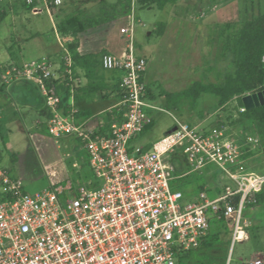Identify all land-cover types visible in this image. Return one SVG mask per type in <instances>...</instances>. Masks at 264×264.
<instances>
[{
    "label": "built area",
    "instance_id": "obj_1",
    "mask_svg": "<svg viewBox=\"0 0 264 264\" xmlns=\"http://www.w3.org/2000/svg\"><path fill=\"white\" fill-rule=\"evenodd\" d=\"M43 1L52 13L67 0ZM121 33L130 39L126 53H104L101 66L122 73L123 96L116 107L122 119L113 120L101 136L79 122L74 109L65 114L61 107L58 70L63 66L72 80L75 63L65 43L57 59L3 65L4 83L37 86L49 110L51 135L71 133L84 143L96 178L92 186L66 182L28 193L2 166L0 148V264H179L207 239L212 220L221 217L235 216L233 241L245 237L250 223L243 212L258 201L264 174L248 169L244 153L261 145V138L233 137L230 124L201 129L176 118L174 131L153 146H136L152 123L148 109L155 106L145 80L148 59L135 51L134 22ZM173 158L189 170L179 171ZM211 166L229 179L219 180L212 194L207 185L188 196L175 187L176 179Z\"/></svg>",
    "mask_w": 264,
    "mask_h": 264
},
{
    "label": "rangeland",
    "instance_id": "obj_2",
    "mask_svg": "<svg viewBox=\"0 0 264 264\" xmlns=\"http://www.w3.org/2000/svg\"><path fill=\"white\" fill-rule=\"evenodd\" d=\"M38 2L36 0L31 8L26 0H1V7L7 10L8 16L0 22V60H8L10 54L11 60L22 64L54 55L58 48L62 51L58 43L57 23L66 15L79 11L90 17L99 16L103 8H106L110 20L100 24L96 33L82 37L83 50L90 47L98 53L105 48L120 56L126 52L130 40L122 36L121 28L130 27L134 22L135 51L138 56L148 59L146 82L151 86V101L155 106L148 109L153 123L135 140L136 146H153L174 131L176 118L201 129H210L216 126L218 114L224 120L230 114L239 117L236 97L231 99L226 112L216 114L219 108L217 98L210 93L201 94L196 101L182 99L175 107L168 102L163 91L179 93L195 81L217 82L223 74L231 71L232 54L226 48L227 43L232 42L249 15L264 12V0H181L163 10L156 6L142 8L135 0L126 13H120L119 5L114 9L118 0H106V6L101 0H67L52 13L43 0ZM161 22L166 26L163 34L159 35L155 30ZM79 77H82L80 72ZM16 83L24 84L17 81L11 85L16 86ZM7 86L10 85L4 83L0 75V88L5 90L0 91V136L2 140L4 138L0 141L2 166L21 179L28 193L66 182L75 188L94 185L96 175L84 143L71 133L57 137L46 132L47 108L39 106L43 97L29 91L25 96L19 94L17 98H9ZM105 93L107 96L101 100L106 103L98 105L97 117L101 115L104 118L105 113H113L118 107L119 100L112 97L110 91ZM254 125L242 121L229 131L233 137L245 138L256 135ZM260 160L254 157L246 166L253 172L264 174ZM172 161L179 171L189 170L181 160L173 158ZM215 171V166H211L202 173L192 172L176 179L174 185L187 196L208 185V193L212 194L219 186V180L224 178ZM257 205L244 209L243 217L251 224L246 227L243 239L233 241L235 216L228 220L226 234L223 235L228 241L225 264H250L256 258H261L264 264V201ZM255 209L262 212L261 215H256ZM193 251L207 257L214 253L203 247ZM199 260L191 256L184 264L206 262V259ZM207 262L211 264L209 260Z\"/></svg>",
    "mask_w": 264,
    "mask_h": 264
},
{
    "label": "trees",
    "instance_id": "obj_3",
    "mask_svg": "<svg viewBox=\"0 0 264 264\" xmlns=\"http://www.w3.org/2000/svg\"><path fill=\"white\" fill-rule=\"evenodd\" d=\"M138 4L144 8L147 6H156L158 9H165L169 4H177L181 0H136ZM133 0H118V4L114 6H121L120 13H126L130 10ZM36 1L32 4H26L33 8ZM103 6H106V0H101ZM103 13L99 16L90 17L85 12L79 11L66 15L56 25L57 32L62 35L65 39L64 43L69 48L74 59V69L77 72V68H81L85 72L87 84L79 87L77 93V100H80V94H92L98 93L105 89L104 84V69L101 66V55L105 53L102 51L100 54L88 53L82 54L79 52V36L88 32L91 29L98 28L103 22L110 20L106 8H103ZM8 16L7 10L1 7L0 0V22H2ZM166 24L161 22L157 25L156 32L161 35L164 32ZM227 49L232 54V65L233 69L225 74L223 78L217 82H204L195 81L187 89L179 93H170L163 91L168 97V102L173 104L175 107L178 106V102L182 99H189L196 101L198 97L203 93H210L217 98V103L222 107L221 111L226 112L229 101L234 97L238 98L237 111L239 117L235 118L232 114L228 115L224 120L223 117L218 114L216 119V126L220 127L226 124L231 126L236 125L239 122H252L256 130V135L261 138L262 144H264V105L255 107L253 109H246L241 111L240 107H245L243 103V96L247 93L264 90V12L259 15H249L242 23V27L239 33L232 39L231 43H227ZM15 63V62H14ZM19 64V63H17ZM0 67V72H1ZM60 75L58 80V88L62 95L61 107L65 114H69L72 111V107L66 104L67 99L70 96V92L73 86V81L70 79L69 74L65 71L62 66L58 70ZM24 85L29 88H33V92L38 94L39 90L37 86L29 81H23ZM148 94L150 99H153L151 86L148 85ZM118 95L117 97L121 100L122 90L120 83L114 88ZM0 91H4L0 88ZM38 91V92H37ZM40 93V92H39ZM41 94V93H40ZM85 117L83 112H76V118L78 121ZM105 118V119H104ZM96 118L98 125L94 129L95 136H101L105 134L113 120H121L122 112L115 109L113 113H105V117ZM81 121V120H80ZM107 121V123H102ZM153 123V121H152ZM150 123L144 130L143 134L152 125ZM45 130V129H44ZM46 132L49 133L46 127ZM50 134V133H49ZM251 150L250 148L247 151ZM204 186L201 187L203 189ZM262 199V192L258 195V201L252 205L259 204ZM251 206V205H250ZM228 225V219L224 217L215 218L212 220V229L210 235L202 243L200 247L208 250L213 256H199L195 254V251H189L184 254L179 264H184L186 260L194 256L195 259L202 261L201 259L209 260L211 264H225V258L228 253V241H226L223 235L226 234ZM217 251V253H215ZM199 264H202L199 263Z\"/></svg>",
    "mask_w": 264,
    "mask_h": 264
},
{
    "label": "crops",
    "instance_id": "obj_4",
    "mask_svg": "<svg viewBox=\"0 0 264 264\" xmlns=\"http://www.w3.org/2000/svg\"><path fill=\"white\" fill-rule=\"evenodd\" d=\"M39 2H40V0H39ZM96 30H97V28L91 29L88 32L79 36V48H78V50L80 53H82V54L97 53L95 51H92L90 49V47L84 48V50H83V40H82V37H84L90 33H96L97 32ZM61 42H63V41H62L61 36L59 35L58 36V43L60 44V46H61ZM85 44H86V46H88L87 42ZM95 44L97 45L96 42H95ZM7 50H8V47H7ZM102 51H105V53L111 52L108 49L103 48L97 54H100ZM61 53H62V51H60V48H58L57 52L54 55H50V57L57 59L58 57H60ZM111 53H113V52H111ZM124 54H122L120 56H123ZM7 62H14V60H11L10 54H9L8 60H6V61L0 60V67L2 68L3 65ZM79 72L82 74L81 78L79 77ZM0 75H1V72H0ZM104 75H105V79L103 82L105 84V89L103 91H99L98 93H92V94H84V95L80 94V100H77V93L79 91L78 89L80 86H84L85 84H87V79H86L85 72L83 69L77 68V72H75V69H74V76L72 79V81L74 82L73 86H72L73 91L70 92V96L67 99L66 104L68 106L70 105V107H72V109H74L76 112H78V113L83 112L85 114V117H82V119H80L81 121L79 120V122L85 123V125L90 129H95L96 126L98 125V122L94 118H96L98 116L97 114L100 111L99 110L100 108H98V105H100V103L102 104V102L106 103V101L101 100V98H105L107 96L105 93L106 91H108V92L110 91V94L112 95V97H114L115 99H118L120 102V99L117 97L118 93H117V91H115L116 89H114V88L116 87V85H118L120 83L121 78H122V73L119 71L104 70ZM146 77H147V72H145V80H146ZM29 91L33 92V88H29L27 85H24V84L20 85V84L16 83V86L15 85L7 86V89H6L7 94L6 95L9 98H17L19 96V94H23L24 96L27 95V93H29ZM107 94H109V93H107ZM10 95H15V96H10ZM39 95H41V94L38 92L37 96H39ZM229 103H230V101H229ZM78 105H80V107ZM117 105H118V103H117ZM39 106L40 107L44 106L47 108V121H46V124H47L48 118H49V110L45 104L44 98H43V100H40ZM218 107L219 108L216 110V114H218L222 109V107L219 104H218ZM41 126H42V124H39V127H41ZM2 138H3V136H2ZM3 140H4V138H3ZM3 140L1 139V136H0V141L2 142ZM249 146H251V145H249ZM249 148L251 150L244 153L245 163L247 164V163H249V160L253 159L254 157H258L259 159H261L260 160L261 163L263 162V170H264V145L263 144H261L260 146H254L253 145V147H249ZM248 169L251 170V168H248ZM262 199L264 201V190L262 191ZM256 206H258V205H251L250 207L255 208ZM254 211H255V214L258 216L261 215V213H262L256 209ZM247 221L251 224L250 220H247ZM258 259H260L262 261L261 258H256L254 261H256ZM261 264H263V261L261 262Z\"/></svg>",
    "mask_w": 264,
    "mask_h": 264
},
{
    "label": "water",
    "instance_id": "obj_5",
    "mask_svg": "<svg viewBox=\"0 0 264 264\" xmlns=\"http://www.w3.org/2000/svg\"><path fill=\"white\" fill-rule=\"evenodd\" d=\"M242 99L248 110L264 105V90L247 93Z\"/></svg>",
    "mask_w": 264,
    "mask_h": 264
}]
</instances>
